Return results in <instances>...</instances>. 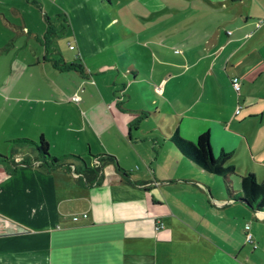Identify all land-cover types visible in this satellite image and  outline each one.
Listing matches in <instances>:
<instances>
[{
    "label": "crops",
    "instance_id": "crops-1",
    "mask_svg": "<svg viewBox=\"0 0 264 264\" xmlns=\"http://www.w3.org/2000/svg\"><path fill=\"white\" fill-rule=\"evenodd\" d=\"M4 1L2 7L18 13L21 24L1 15V43L14 46L24 33L25 42L39 39L20 14L22 0ZM47 1L57 25L39 0H25L24 10L30 12L32 5L43 10L45 51L53 49L58 53L53 61L72 62L84 77L79 87H65L68 97L78 94L77 110L57 106L63 112L56 123V105L26 110L19 99L1 92L0 151L32 155L10 142L15 136H36L25 120L37 126L52 154L71 151L91 163V154L108 152L129 179L111 162L101 164L102 178L91 184L76 182L60 167L44 171L31 163L6 173L0 163V264H264L262 212L213 186L218 174L200 167L169 139L174 128L189 140L207 129L213 155L229 150L226 162L234 167L230 155L247 145L249 159L261 163L256 168L262 167L264 176V0ZM49 33L68 35L69 48H75L70 58L51 44ZM126 37L129 42L119 44ZM104 50L116 54L104 58ZM141 53L148 61L140 71ZM91 64L100 72L103 65L123 71L121 92L127 97L139 81L147 85L142 89L171 98L175 122L141 115L143 120L144 107H125L112 98L96 106L95 98L104 96L101 84L92 79L94 88L87 81ZM231 75L239 78L238 92ZM55 87L53 97L60 89ZM154 102L146 98V108ZM240 157L244 163L243 150ZM158 220L162 224L155 227ZM246 230L255 245L245 239Z\"/></svg>",
    "mask_w": 264,
    "mask_h": 264
},
{
    "label": "rangeland",
    "instance_id": "rangeland-1",
    "mask_svg": "<svg viewBox=\"0 0 264 264\" xmlns=\"http://www.w3.org/2000/svg\"><path fill=\"white\" fill-rule=\"evenodd\" d=\"M40 6L43 7L46 14L49 15V19L54 21L55 24H58V19L55 16V10H53L52 7H50L51 3L47 0H39ZM5 3L4 0H0V16L2 15L3 19L11 24H21L19 17L20 15L18 13H13L9 8L4 9L2 6ZM8 3H19L18 0H9ZM22 4L20 14H23V19L26 20L28 25H30L33 31L39 32V39L34 38L33 36L30 39H27L28 37L26 33L22 34V38L17 41V44H13L14 46H11V44H3L0 41V45L5 46L4 48L0 49V93L3 92L7 96H12L13 100L19 99L17 102L21 103L23 108L26 110L29 109L30 106L36 104V107H39L41 104L44 105H50L54 104L56 105V111H55V117L54 120L56 123H60L59 121L60 116H62L63 110L59 109L57 106H65V105H71L72 107H76L77 102L70 97H68V92L65 90V87L69 86L70 88H74V86L77 84L79 79H82V82L84 80V77L79 73V70L73 68V67H63L59 60L53 61L52 57L56 56L58 54L57 52H53V49L49 48L46 49V43L43 41V36L41 34L42 29L45 27L46 20L42 16L41 8L38 9L37 6L32 5V10L30 12H27V8H25V0H22L20 2ZM33 4V3H32ZM19 8V9H20ZM51 10V14L48 12ZM23 11V12H21ZM1 17V18H2ZM4 23H1L0 26H3ZM8 24V23H7ZM24 24V25H25ZM2 28V27H1ZM66 34V33H65ZM60 35V34H50L54 35V37L51 40L52 45L59 46L60 52H62L65 57L70 58L75 50V48H69V45L67 43L68 35ZM49 35L47 37H49ZM31 36V34L29 35ZM20 42V43H18ZM124 42H129V38H123V40H120L119 44H123ZM146 46V51H149V45H143ZM58 48V47H57ZM143 50V49H142ZM170 50V49H168ZM45 51V52H44ZM172 51V50H171ZM121 52H124L122 50ZM110 53H115V50H106L103 51V54H101L102 57L108 58L110 56ZM116 54V53H115ZM46 57L45 58L43 57ZM48 56H51L49 58ZM138 61L141 63L142 66H140L139 70H143L141 67H145V62L148 61V56H145L144 54H138L137 56ZM111 59L103 60L105 62H109ZM45 61V62H44ZM54 65H53V64ZM67 63V62H66ZM91 67V73L88 75L90 84L95 88L94 79L97 83L102 85V91L103 96H99L95 98L94 104L96 106H99L101 104H104L105 106L111 102V98L114 99V102L124 105L125 107H133V106H141L144 107L143 113L141 115L147 116L150 120L158 122L157 117H161L164 122L170 123V121L175 122V114L173 109V101L168 96L166 97H158L156 93L149 92V89L146 90L145 88L142 89L141 86H147L143 82H134L133 86H135L134 90L132 91L130 89V96L127 97L126 92L122 94L121 92V85L122 82H124V73L123 71H118L113 68V66H107L103 65L102 72L96 70V66L93 64L90 65ZM113 75H116V81L112 82ZM93 79V80H92ZM122 81V82H121ZM55 85L59 86L58 93L55 95V97L51 94V89L56 88ZM80 86V83L76 85V88ZM57 89V88H56ZM93 98V97H92ZM149 98L154 100V103H149L148 107L146 108L145 99ZM163 99H165V102L163 103ZM13 100L8 99V102H11ZM37 101V102H36ZM0 102H2V99L0 97ZM36 102V103H35ZM155 107H152L154 106ZM77 110V107L75 108ZM152 110H159L158 116L157 114H152ZM168 111L170 112L172 117H168ZM48 118L49 121L52 118V115L50 113H44ZM41 112L38 113L39 116H45ZM24 115H29L25 114ZM141 119H146L142 118ZM148 119V120H149ZM47 120H43L44 126H47ZM24 126H31L37 131L36 136H33V138H36L38 135V128L36 125L32 123H27L25 120L23 121ZM28 146V145H27ZM58 147V144L55 145ZM22 151L27 152L29 151L30 147H26V145L22 146ZM1 149V147H0ZM242 150L244 151L245 155V162L242 163L240 155L242 154ZM3 154H11L9 150L0 151ZM48 152L52 154L53 150L52 147L49 145ZM71 152V151H69ZM249 148L247 145L245 146H237L234 154L232 156L230 155V158L234 161V167L233 171L229 172L228 176L230 178V183L232 185V189L238 188L237 184V174L238 173H245V172H253L256 176V178H260L262 176V167L256 168L260 166L258 162L251 161L248 156ZM261 169V170H260ZM215 187L217 188H223L222 178L220 175L217 176L216 182L214 183ZM223 192V189H222ZM225 192V190H224ZM262 217L260 215H256V218ZM253 243L255 245V242L253 240Z\"/></svg>",
    "mask_w": 264,
    "mask_h": 264
},
{
    "label": "trees",
    "instance_id": "trees-1",
    "mask_svg": "<svg viewBox=\"0 0 264 264\" xmlns=\"http://www.w3.org/2000/svg\"><path fill=\"white\" fill-rule=\"evenodd\" d=\"M63 67H70L72 62L61 63ZM170 141L174 146L189 159L194 161L200 167L222 178L223 188L226 195L233 200L243 202L247 200L250 207L262 212L264 216V176L256 178L253 172H245L237 174L238 191L232 189L229 172L233 171V165L226 162V158L230 154L229 150L220 149L216 155H213L210 147L209 133L207 129L202 130L196 135L194 140L182 137L176 128L169 134ZM12 146L30 147L32 155L27 154H3L0 152V163L3 165L6 173H11L17 165H26L34 163L40 169L48 171L55 167H60L71 174L72 170L77 175H72L75 181L80 184L97 183L101 180L100 171L101 164L111 162L116 171L128 180V173L121 167L113 154L108 152H98L91 154L93 159L88 163L82 156L70 152L61 155H54L48 152L46 139L40 133L36 138L29 136H15L10 138ZM28 145V146H27Z\"/></svg>",
    "mask_w": 264,
    "mask_h": 264
},
{
    "label": "built area",
    "instance_id": "built-area-1",
    "mask_svg": "<svg viewBox=\"0 0 264 264\" xmlns=\"http://www.w3.org/2000/svg\"><path fill=\"white\" fill-rule=\"evenodd\" d=\"M262 18H258L256 21H255V25H258L260 22H261ZM71 46V45H70ZM230 84L232 86V88L235 90V92H238V89H239V78L237 75H231L230 76ZM78 94H76L75 92H73L71 95H70V98L73 99V100H77L78 99ZM239 108H240V104L237 103L236 106L234 107L233 109V112L234 113H237L239 111ZM73 166H71V174L72 175H77V173H75L73 170H72ZM86 213L84 211L80 212V216H85ZM78 217V215L76 213L72 214L71 215V218L72 219H76ZM162 223L160 220H158V222L155 224V227L157 226H160ZM245 239L250 241L252 243V245H254L253 243V240L251 238V234L248 230L245 231Z\"/></svg>",
    "mask_w": 264,
    "mask_h": 264
},
{
    "label": "water",
    "instance_id": "water-1",
    "mask_svg": "<svg viewBox=\"0 0 264 264\" xmlns=\"http://www.w3.org/2000/svg\"><path fill=\"white\" fill-rule=\"evenodd\" d=\"M243 202L246 203L248 206H250V204L247 200H244Z\"/></svg>",
    "mask_w": 264,
    "mask_h": 264
}]
</instances>
